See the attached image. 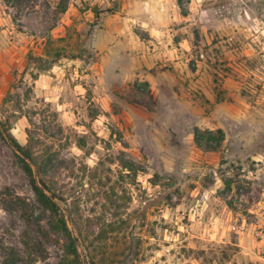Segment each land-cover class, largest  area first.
I'll return each instance as SVG.
<instances>
[{
    "label": "rangeland",
    "instance_id": "374dc122",
    "mask_svg": "<svg viewBox=\"0 0 264 264\" xmlns=\"http://www.w3.org/2000/svg\"><path fill=\"white\" fill-rule=\"evenodd\" d=\"M189 1L178 0L185 15ZM200 7L204 16L173 34L188 38L183 66L200 74L183 80L167 117L146 82L127 85L109 110L84 86L69 116L33 81L54 60L78 58L89 73L95 33L118 0H0L3 38L29 41L32 62L0 102V246L27 264L64 258L61 236L46 241L35 228L48 229L50 214L22 159L58 205L81 264H264V0ZM196 128L222 130L220 147L199 148Z\"/></svg>",
    "mask_w": 264,
    "mask_h": 264
},
{
    "label": "crops",
    "instance_id": "0c3cea01",
    "mask_svg": "<svg viewBox=\"0 0 264 264\" xmlns=\"http://www.w3.org/2000/svg\"><path fill=\"white\" fill-rule=\"evenodd\" d=\"M202 1L190 0L185 15L178 0H118L116 12L109 14L95 33L92 49L96 59L87 64L90 72L81 69L82 61L78 58L63 63L54 60L49 67L39 71L33 88L72 116L76 109L73 101L82 100L84 86L91 87L96 94L94 99L109 110L111 102L117 100V95L127 85L146 82L158 102L157 110L164 111L167 117L171 100L185 93L183 80L200 74L199 70L189 73L183 66L184 60H188L184 53L188 38L174 39L173 34L185 29L188 25L183 22H188L195 12L198 19L204 16L205 10L200 7ZM138 28L147 32V40L137 35L135 29ZM4 33L5 30L0 31V102L13 84L28 78L32 70V62L27 57L30 42H20L12 37L4 39ZM204 58L205 54L201 52L199 59ZM205 78L206 74L202 72L196 84L206 92L210 86ZM16 132L14 129L16 139L24 143V132L19 135Z\"/></svg>",
    "mask_w": 264,
    "mask_h": 264
},
{
    "label": "trees",
    "instance_id": "16d2710c",
    "mask_svg": "<svg viewBox=\"0 0 264 264\" xmlns=\"http://www.w3.org/2000/svg\"><path fill=\"white\" fill-rule=\"evenodd\" d=\"M194 136L195 142L199 148H205L206 150L212 151L217 150L224 139V133L220 129L216 132H201L196 128L194 130ZM204 137L207 138L206 142L203 141ZM11 144L18 152L23 151V148L15 140L12 141ZM21 164L23 170L29 177L36 201L50 214V218L47 223L48 229H45L43 226H41L40 220H37L34 224L39 237L46 241H53L58 244L59 241L55 240L53 236H61V239L63 240L62 247L64 251V258L59 264H81L79 261L75 239L68 229L64 216L61 215L58 205L44 191V189L38 185L33 171L28 163L21 159ZM34 245L37 246L36 244ZM25 247L28 248L29 245L25 244ZM0 248L3 251L2 264H27L20 249H16L14 247H5L3 245H1Z\"/></svg>",
    "mask_w": 264,
    "mask_h": 264
}]
</instances>
